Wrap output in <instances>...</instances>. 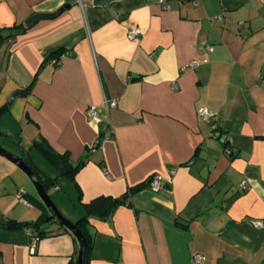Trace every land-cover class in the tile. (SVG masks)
<instances>
[{
    "label": "crops",
    "instance_id": "obj_1",
    "mask_svg": "<svg viewBox=\"0 0 264 264\" xmlns=\"http://www.w3.org/2000/svg\"><path fill=\"white\" fill-rule=\"evenodd\" d=\"M93 1L0 0V28L68 5L0 45V145L56 178L48 193L72 222L80 200H125L90 217L88 264H196L197 253L198 264H263L264 0ZM134 27L142 34L130 39ZM42 139L74 164L87 159L74 177L34 146ZM156 174L158 191L146 184ZM39 201L0 159V220L36 221L47 215ZM61 225L47 219L41 236L0 226V264H77L79 243Z\"/></svg>",
    "mask_w": 264,
    "mask_h": 264
},
{
    "label": "trees",
    "instance_id": "obj_2",
    "mask_svg": "<svg viewBox=\"0 0 264 264\" xmlns=\"http://www.w3.org/2000/svg\"><path fill=\"white\" fill-rule=\"evenodd\" d=\"M29 27L26 24H15L10 27L0 28V45L3 42L11 40L15 38L18 34L25 32ZM31 87L27 88L26 91H29ZM6 108L3 107L0 109V115ZM221 138V135L218 136ZM226 144V141H224ZM34 146H37L42 150L44 154H46L51 161L57 167L59 174L62 176H69L74 177L75 173L81 168V166L86 162V158H83L78 163L74 164L68 155L62 154L57 152L56 150L52 149V147L45 141H35ZM26 163L33 169V171L37 174L40 181L42 182L46 191H48L49 187L55 185L56 178H48L46 177L29 159L23 158ZM148 185V181L146 182ZM134 189H130L129 193H131ZM122 199L113 197L110 195H100L95 197L89 202H83L80 200V207L83 211L82 216L74 222L78 228L84 233L87 239V249H86V256H85V264H88L89 255L93 248L94 238L93 234L89 231V220L90 217L96 216L102 219L107 218L115 208L123 201ZM41 205L45 208L47 215L39 217L36 221H27V222H20L14 219H7V220H0V226L8 228V229H19V228H29L34 232H37L38 236L45 234L44 230L42 229V224L47 219H53L49 211L47 210L46 206L43 202L39 201ZM31 203V202H30ZM65 230L71 232L68 228L64 225H61ZM77 243V240H76ZM79 247L76 250V256L78 255Z\"/></svg>",
    "mask_w": 264,
    "mask_h": 264
},
{
    "label": "water",
    "instance_id": "obj_3",
    "mask_svg": "<svg viewBox=\"0 0 264 264\" xmlns=\"http://www.w3.org/2000/svg\"><path fill=\"white\" fill-rule=\"evenodd\" d=\"M115 1H118V0H94L93 3H94V5L104 6V5H108L110 3H113ZM66 8H68V5H64L63 7H61L60 9H58V11H56L54 13H38V14L32 15L31 17H29L26 20L25 24L29 28L33 27L38 22H40L42 20L53 19V18L57 17ZM15 97H16V94L11 95L8 103L11 104ZM105 130H106V124H101V131L105 132ZM0 155H3L4 157H6L10 161H12L14 164H16L20 169H22L29 176V178L31 179L32 183L34 184V186L37 190V193H38L41 201L44 203V205L46 206V208L49 211V213L51 214V216L57 222H59L60 224L64 225L66 228H68L75 235V237L79 243V251H78V255L74 258V261L77 264H85V256H86V249H87L88 243H87V239H86L84 233L78 228V226L74 222L67 219L60 212L57 205L55 204V202L51 198L50 194L44 188V186H43L42 182L40 181L39 177L37 176V174L33 171V169L26 163V161L22 157L12 153L11 151L7 150L2 145H0ZM124 201L125 200L123 199V202Z\"/></svg>",
    "mask_w": 264,
    "mask_h": 264
},
{
    "label": "built area",
    "instance_id": "obj_4",
    "mask_svg": "<svg viewBox=\"0 0 264 264\" xmlns=\"http://www.w3.org/2000/svg\"><path fill=\"white\" fill-rule=\"evenodd\" d=\"M160 2H164L165 0H159ZM166 8H170L169 5L166 6ZM142 34L141 29L139 27H134L131 28L128 31V37L130 39H135L137 37H139ZM210 50H213V47H209ZM55 64H59L60 61L59 60H54L53 61ZM197 64V62H192L190 63L187 67H185V69L191 68L193 66H195ZM264 85V83H263ZM176 88V86H174ZM177 89V88H176ZM104 104L108 109H112L114 107L117 106V101L116 100H110V99H105L104 100ZM198 115L200 117L201 120L206 121V122H212L213 119L215 118L216 113L214 111H212L210 108L206 107V106H201L197 109ZM86 113L88 115L89 120H94L96 118H98L99 116V111L97 109V107L95 106H90L87 108ZM112 134H114V128L112 124L108 125V128L105 130L104 132V136L105 137H110L112 136ZM99 146V141H96L92 147V151H96L97 147ZM230 150L228 149L227 152H229ZM163 182V178L161 175L156 174L153 175L149 180H148V186L154 190V191H158L161 188ZM241 186L243 188H246V183L245 181H243L241 183ZM257 225H260V222H256ZM38 237L33 236V240H32V247L34 249L35 245H36V241H37ZM204 259V255L201 253H197L194 256V262L196 264L200 263L202 260ZM264 264V263H263Z\"/></svg>",
    "mask_w": 264,
    "mask_h": 264
},
{
    "label": "rangeland",
    "instance_id": "obj_5",
    "mask_svg": "<svg viewBox=\"0 0 264 264\" xmlns=\"http://www.w3.org/2000/svg\"><path fill=\"white\" fill-rule=\"evenodd\" d=\"M7 150H9V149H7ZM12 152V151H11ZM13 153V152H12ZM4 157L2 156V155H0V159H3ZM23 171V170H22ZM24 172V171H23ZM25 173V172H24ZM25 175L27 176V178H28V181H29V184H30V186H31V189L33 188L35 191H36V194L38 195V193H37V190H36V188H35V186H34V184L32 183V181H31V179L29 178V176L25 173ZM53 192V191H52ZM29 202H33V201H31L30 199H27ZM33 205L35 204L34 202L32 203ZM36 206V205H35Z\"/></svg>",
    "mask_w": 264,
    "mask_h": 264
}]
</instances>
